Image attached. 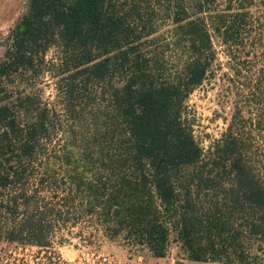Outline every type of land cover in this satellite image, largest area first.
Here are the masks:
<instances>
[{"label":"trees","instance_id":"1","mask_svg":"<svg viewBox=\"0 0 264 264\" xmlns=\"http://www.w3.org/2000/svg\"><path fill=\"white\" fill-rule=\"evenodd\" d=\"M8 36L0 241L53 252L101 235L153 256L174 243L189 260L260 264L264 178L241 119L247 106L264 130V0H26ZM214 69L242 105L204 146L187 98ZM43 70L59 103L26 90Z\"/></svg>","mask_w":264,"mask_h":264},{"label":"rangeland","instance_id":"2","mask_svg":"<svg viewBox=\"0 0 264 264\" xmlns=\"http://www.w3.org/2000/svg\"><path fill=\"white\" fill-rule=\"evenodd\" d=\"M25 3L26 0H0V57L8 43L10 30L24 12ZM52 52L53 48H50L45 57L48 58ZM223 70L214 69L213 74L195 87L187 98L194 135L204 146L213 138L220 136L235 106L242 105L234 102L231 92H227L225 96L229 83L223 75ZM49 73V70H43L30 86H26V90L38 94L42 100L59 103L61 99L56 95L55 78ZM78 94L76 103L81 106L82 112L79 115L83 121L80 131L84 134L87 131V113L84 112L89 98L82 93ZM242 109L241 133L247 141L245 147L249 153L259 157V167L264 178V130L262 126L257 128L253 124V109L250 116H246L248 115L246 109H249L247 106H243ZM76 241V237L71 236L70 242L55 244L53 252L35 245L0 241V264H140L138 259L147 253L146 250H129L118 239H108L101 235H98L91 245L80 243L74 245ZM168 252L180 255L174 243L170 245ZM260 264H264V254Z\"/></svg>","mask_w":264,"mask_h":264},{"label":"crops","instance_id":"3","mask_svg":"<svg viewBox=\"0 0 264 264\" xmlns=\"http://www.w3.org/2000/svg\"><path fill=\"white\" fill-rule=\"evenodd\" d=\"M138 261L140 264H226L219 261L189 260L180 255L172 254L167 251L163 256H153L148 252L141 256ZM233 264V263H231Z\"/></svg>","mask_w":264,"mask_h":264}]
</instances>
